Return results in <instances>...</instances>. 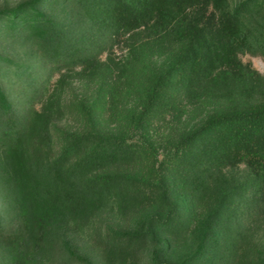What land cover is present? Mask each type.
I'll list each match as a JSON object with an SVG mask.
<instances>
[{"label": "trees", "instance_id": "obj_1", "mask_svg": "<svg viewBox=\"0 0 264 264\" xmlns=\"http://www.w3.org/2000/svg\"><path fill=\"white\" fill-rule=\"evenodd\" d=\"M246 52L264 57V0L0 7L2 264L41 261L81 219L113 221L105 264H264V75Z\"/></svg>", "mask_w": 264, "mask_h": 264}, {"label": "rangeland", "instance_id": "obj_2", "mask_svg": "<svg viewBox=\"0 0 264 264\" xmlns=\"http://www.w3.org/2000/svg\"><path fill=\"white\" fill-rule=\"evenodd\" d=\"M19 1L21 0H0V7L11 6ZM114 48L115 55H119L123 51L121 45H115ZM7 51L9 54H21L23 57H30V51L28 53L27 47L21 49L18 46L9 45ZM106 54L105 51L102 56ZM240 57L243 61L251 62L264 75V57L262 55L246 52L241 53ZM93 221L81 219L69 224L62 233L53 239L50 250L45 252L41 261L32 264H105V241L110 230L108 224L114 225V223L111 219H102L100 222ZM259 238L260 240L257 241L263 245L262 249H264V232L259 234ZM5 260L0 249V264Z\"/></svg>", "mask_w": 264, "mask_h": 264}]
</instances>
